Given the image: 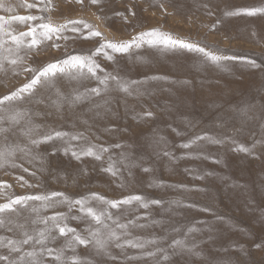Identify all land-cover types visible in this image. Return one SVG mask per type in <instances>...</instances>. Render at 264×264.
Instances as JSON below:
<instances>
[{
  "label": "rangeland",
  "instance_id": "374dc122",
  "mask_svg": "<svg viewBox=\"0 0 264 264\" xmlns=\"http://www.w3.org/2000/svg\"><path fill=\"white\" fill-rule=\"evenodd\" d=\"M23 3L24 0H0V5H3L0 16L7 19L34 15L43 17V20L5 24L6 31L13 35L26 32L38 23L50 21L59 25L68 20L82 19L100 31L102 36L85 39L88 29H83L81 25L82 32L73 33L72 25H68L62 33L63 37H68L67 40L57 39L56 36L52 40L38 37L42 42L36 47H21L18 54L23 61L16 65L7 60L3 62L0 97L15 91L32 78L33 74L25 71L28 67L39 68L66 54L90 55L105 40L128 41L137 33L151 29H159L175 39L198 44L206 51L235 59L213 62L198 51L146 42L124 53L106 49L113 59L108 60L103 54L94 57L100 65L97 75L101 79L105 75L118 76L122 83L128 84L127 92L111 79L107 82L110 92H105V86L90 75H77L75 79L70 75H58L54 87L47 84L37 86L32 95L24 94L22 100L6 102L3 105L5 111L0 115L6 117L20 111L24 117L18 124H12L7 119L0 123V127L8 129L0 133V151L13 153L7 157V162L0 165V182L10 185L0 187V204L17 196H48L51 199L29 200L26 204L16 205L15 211L0 213V219L5 221L0 226V256L8 257L7 260H0L1 264H73L72 257H77L79 264H167L169 257L162 248L175 247V240L165 239L162 241L164 244L153 241L149 251L141 252L137 260L132 246L121 239L114 243V239H108V228L96 224L79 210V205L70 207L68 201L82 198L87 201V206L111 213L113 221L107 217L104 219L110 229H115L117 223L132 224L134 216L123 215L119 208L130 209L133 203L145 212V222L157 213L151 210L149 215L148 211L154 207L151 201L188 204L184 212L187 218L205 220L207 222L203 223L209 226L207 229L212 227V236L215 233L216 238H227L226 243L232 251L229 256H222L224 259L235 264H264V12L229 15L239 9L264 8V0H100L98 4H92L90 0H83V3H77V0H51L50 3L49 0H27V3L37 4L32 9L22 6ZM0 39L5 41L4 49L11 48L15 53L16 46L9 35H0ZM30 39L25 37V43ZM53 43L60 47H53ZM3 55L9 53L3 52ZM10 58H15V55ZM211 85L215 87L214 91ZM97 87L101 89L99 95L88 91ZM58 90L63 93V99L58 96ZM77 93L85 98L79 103L69 104L68 100ZM201 100H204L203 108L198 104ZM148 112L152 115H146ZM56 132L67 135L55 137ZM48 135H52L53 139L43 140ZM74 135L81 138L73 140ZM142 136L146 141L141 139ZM197 137L204 138L197 140ZM32 140L41 142L33 144ZM185 144L190 146L185 148ZM241 145L248 151H241ZM89 146H94L93 150L100 159L84 155L77 159L72 155V151L79 153ZM123 147L131 148L139 165L148 164L152 169L144 168L134 177L128 174L121 176L123 171L129 172L120 163L128 152ZM154 165L157 166L154 168ZM110 166L112 172L106 170ZM216 173L221 174L223 183L220 180L210 184L208 178ZM234 182L236 185L232 189V197H229L222 187ZM52 193H63L64 196L52 197ZM93 193L116 201L141 196L143 203L149 204L145 208L141 202L133 201L111 208L93 199ZM163 196L164 199H160ZM240 203L242 210L239 209ZM56 213H63L65 219L48 220L46 224L41 222ZM170 217H164L166 225L175 218ZM56 222L61 226L66 223L92 245H80L71 233L61 236L53 226ZM97 229L101 234L99 237L106 243L104 248L95 251L97 245L90 233ZM41 231L47 238L43 243H37ZM25 233L33 239L28 244L17 243L16 247L20 250L13 251L7 241L21 242L26 238ZM126 234H122V238L137 240ZM117 244L123 245L122 248ZM112 248L116 251L111 252ZM47 249H53V254L49 255ZM28 252H35L36 256L29 257ZM153 252L157 254L148 255ZM57 253H62L59 261L54 259ZM177 262L185 264L181 258ZM205 263V259L194 262Z\"/></svg>",
  "mask_w": 264,
  "mask_h": 264
},
{
  "label": "snow or ice",
  "instance_id": "6c2138e0",
  "mask_svg": "<svg viewBox=\"0 0 264 264\" xmlns=\"http://www.w3.org/2000/svg\"><path fill=\"white\" fill-rule=\"evenodd\" d=\"M51 0H49V3ZM100 0H90V3L92 4H98ZM77 3H83V0H77ZM3 5H0L2 7ZM22 6L32 9L37 7L36 3H27V0H24V3ZM11 11V9H8ZM239 12H246L249 15H254L257 12H264V8H252V9H239L235 13H229V15H234V14H239ZM135 13H133L134 15ZM126 19V17H125ZM37 20H43V17H37L34 15H23V16H12L7 19L5 17L0 16V35L7 34L10 36L11 41L15 44V53H13V49L8 48L4 49V43L2 39H0V70H3L4 68V61H8L11 65H16L19 62L23 61V57L20 56L18 53L21 49V47H26L28 49H32L39 45L42 41L40 38H43L44 40H52L53 36H56L57 39H65L67 40L68 37H63L62 33L67 29L68 25H72L71 31L73 33H81L82 29H88L87 34L85 35V39H88L90 37H101L102 33L98 30H96L91 24L87 23L86 21L79 19V20H68L63 24L59 25H54L50 21L46 23H38L35 26H31L28 28L26 32H20L19 35H13L10 32H7L4 25L7 23H10L11 21H18L21 23L25 22H33ZM39 29V32L37 31ZM25 37H30L31 39L25 43ZM147 43L149 45H156V44H162L165 46H170V47H181L184 49L188 50H193V51H198L200 53H203L208 59H210L213 62H219L221 60H228V59H235V57H226V56H220L216 55L212 52L206 51L205 48L200 47L198 44L194 43H188L180 39H175L173 38L169 33H164L161 32L159 29H151L149 31L145 32H140L137 33L135 36H133L130 40L128 41H120V42H112L105 40L103 41L98 47L95 48L93 52H91L90 55L87 54H66L63 58H58L54 60L53 62L47 63L39 68H31L28 67L25 69V71H28L32 73V78L25 84H23L20 88L16 89L15 91L9 93L8 95H5L3 97H0V112L5 111L3 108V105L6 102H12L15 100H22L24 99V94L32 95L37 86H42L44 84H47L50 87L55 86V78L58 75H70L72 78H76V76H85V75H90L92 77H95L96 79L99 80L100 84L104 85L107 87V82L109 79L116 81L117 85L121 88V90L127 92L128 91V86L124 83H122L119 80V77L117 76H108L105 75L103 79H101L97 75V70L100 69V65L96 62L94 57L103 54L108 60L113 59L112 55H110L106 49H111L113 52H119V53H124L128 52L129 49L133 46L139 48L143 43ZM53 47L59 48L60 45L53 43ZM3 52H8L9 55H3ZM15 55V58H10L11 55ZM254 64V62H252ZM85 69L87 70L85 73ZM75 73V75H73ZM135 83V82H133ZM91 94L93 95H99L101 92V89L99 87L97 88H92L88 90ZM58 96L63 99V93H60L58 90ZM84 95L77 93L72 96L70 100H68L69 104H74V103H79L84 99ZM146 115L151 116L152 113L148 112ZM24 117V113L20 111H16L8 116L0 115V123H2L5 119L10 121L12 124H18L20 120H22ZM8 131L7 128L0 127V133ZM55 137H62L64 135H67L66 133H61V132H56ZM80 135H74L72 136L73 140H78L80 139ZM204 137H197L196 139H203ZM53 139L52 135H48L43 137V140H51ZM33 144H39L41 141L40 140H32L31 141ZM118 146V145H117ZM189 144H185L184 147L187 148L189 147ZM94 146H89L87 148L81 149L79 153L76 151H72V155L75 156L77 159L80 158V156H95L96 159H100L101 157L93 150ZM66 150H71V149H66ZM241 151L247 152L248 149L243 147L242 145L240 146ZM102 151H107V149H102ZM13 153L8 152L5 153L3 151H0V165L2 163L7 162V157L11 156ZM109 172H112V167L110 166L108 169H106ZM25 171H27L25 169ZM115 175V172H113ZM21 179H23L21 177ZM0 187H10V185H6L4 182H0ZM52 197L55 196H64L63 193H52ZM92 198L102 201L105 204L110 205L111 208H119L121 205H126L130 204L133 201H139L142 203V206L147 208L148 203H143V198L141 196H130L126 197L123 200L116 201V200H106L104 197L99 196L98 194L93 193ZM51 197L48 196H17L14 199H9L7 203L0 204V213H3L5 211H15V206L16 205H22L26 204L27 201L29 200H44L48 201L50 200ZM65 201H68L67 197H64ZM70 207L73 205H79L80 208L79 210L81 212H84L87 216L91 217L92 220L99 225H102L104 228H108V239H116L119 240L120 237L117 236V233L114 229H110L109 225L104 223L105 217L108 219H111V213L108 212L107 210L104 211H97L93 207L87 206V201L85 199H79L75 201H68ZM150 203L158 204L159 201H151ZM47 206V205H46ZM35 211V209H33ZM65 219V216L63 213H56L52 217H46L42 219V223H47L48 220L52 221H63ZM131 223V222H130ZM5 224V221L3 219H0V226H3ZM54 228L58 229L59 234L61 236H66L69 233L73 234V238L76 242H78L80 245H87L90 243V241L85 238L81 237L80 235L76 234V230L69 227L66 223L61 226V223L56 222L54 225ZM117 227L121 229H125L128 227L127 224H118ZM191 231V230H190ZM39 239L37 240V243H43V241L47 238L45 236L44 231H41L39 234ZM90 235L95 239V243L98 248H104L106 240L101 239L99 237V229H97L95 232H91ZM26 238L21 241L17 242L14 240L9 239L7 241V245L11 246L13 251L19 252V248L16 247L17 243H23V244H28L29 241L33 239L32 236L27 235L25 233ZM2 239V238H0ZM126 244L136 247V248H143L144 245L140 243H134L132 240H126ZM175 245L179 246H184V241H174L173 242ZM70 246V245H69ZM117 247H122L123 245L117 244ZM47 252L49 255H52L54 250L53 249H47ZM198 254V253H197ZM148 255H152V253H148ZM27 256L29 257H35L36 253L35 252H28ZM62 253H57L54 256V259L59 261L61 260ZM7 256H0V260H7ZM23 259V257H21ZM73 261V264H79V260L77 257H72L71 258ZM36 264H42V262H36Z\"/></svg>",
  "mask_w": 264,
  "mask_h": 264
},
{
  "label": "bare ground",
  "instance_id": "6f19581e",
  "mask_svg": "<svg viewBox=\"0 0 264 264\" xmlns=\"http://www.w3.org/2000/svg\"><path fill=\"white\" fill-rule=\"evenodd\" d=\"M259 17V16H257ZM244 18V17H243ZM252 19V18H251ZM262 19V18H261ZM239 21V20H238ZM256 22V21H255ZM263 22V21H261ZM260 23V22H259ZM242 24V23H241ZM245 24V23H244ZM250 24V23H249ZM238 25V24H237ZM252 25V24H251ZM239 27H240V24H239ZM263 28V26L261 27ZM264 30V29H263ZM243 31V30H242ZM244 32V31H243ZM133 56V55H132ZM135 56V55H134ZM207 61V60H206ZM220 62V61H219ZM210 63V62H209ZM245 63V62H244ZM213 64V63H212ZM217 64V63H216ZM246 64V63H245ZM223 65V64H222ZM217 66V65H216ZM220 67V66H219ZM122 68V67H121ZM224 68V67H223ZM228 67H226L227 69ZM231 68V67H230ZM233 68V67H232ZM231 68V69H232ZM146 69V68H145ZM148 69V68H147ZM152 69V68H151ZM234 69V68H233ZM122 71V70H121ZM138 71V70H137ZM169 71V70H168ZM146 72V71H145ZM138 73V72H137ZM136 73V74H137ZM154 73V71H153ZM161 73V72H160ZM247 74V73H246ZM151 75V74H150ZM159 75V74H158ZM154 76V75H153ZM192 76V75H191ZM237 76V75H236ZM118 77V76H117ZM121 77V76H120ZM242 77V76H241ZM248 78V77H247ZM256 78V77H254ZM124 79V78H123ZM129 79V78H128ZM140 79V78H139ZM242 79V78H241ZM245 79V78H244ZM125 80V79H124ZM135 80V79H134ZM152 80V79H150ZM160 80V79H159ZM163 80V79H161ZM231 80V79H230ZM238 80V79H236ZM236 80H233V81H236ZM121 81V79H120ZM240 81V80H239ZM245 81V80H244ZM243 81V82H244ZM256 81V80H255ZM116 82V81H115ZM123 82V81H122ZM153 82V81H152ZM151 82V83H152ZM129 83V82H128ZM203 83H206L203 81ZM237 83V82H236ZM240 83V82H239ZM130 84V83H129ZM139 84V83H138ZM214 84V83H213ZM245 84V82H244ZM128 85V84H127ZM230 85V83H229ZM104 86V85H103ZM173 86V85H172ZM137 87V86H135ZM212 91H214V88L212 85ZM241 87V86H240ZM103 88V87H102ZM137 89V88H136ZM86 90V88H85ZM105 92H110L107 87H105ZM199 90V89H198ZM241 90V89H240ZM211 91V92H212ZM225 91V90H224ZM238 91V90H237ZM245 91V90H244ZM229 92V91H228ZM238 93V92H236ZM141 94V93H140ZM146 93H144L145 95ZM219 94V93H218ZM230 94H234V93H230ZM239 94V93H238ZM215 96V95H213ZM93 97V96H92ZM97 97V96H96ZM116 97V96H115ZM138 97V96H137ZM140 97V96H139ZM205 97H206V94H205ZM216 97V96H215ZM218 97V96H217ZM216 97V98H217ZM221 97V96H220ZM232 98V97H231ZM230 98V99H231ZM125 99V98H124ZM140 99V98H139ZM179 99V98H178ZM236 99V97H235ZM181 100V99H180ZM126 101V99H125ZM217 101V100H216ZM227 101V100H226ZM232 101V100H231ZM229 101V102H231ZM110 102V101H109ZM114 102H117V101H114ZM181 102V101H180ZM215 102V101H214ZM218 102V101H217ZM90 103V102H89ZM204 103V100H201V102H198L200 108L202 107ZM223 103V102H222ZM221 103V104H222ZM226 103V102H225ZM228 103V102H227ZM109 103H107L106 105L108 106ZM131 104V102H130ZM124 105V104H123ZM230 105V104H228ZM83 106V105H81ZM103 106V105H102ZM226 106V104H225ZM224 106V107H225ZM232 106V105H231ZM110 107V106H109ZM120 107V106H119ZM205 107V106H204ZM246 107V106H244ZM203 108V107H202ZM232 108V107H231ZM98 109V108H97ZM113 109V107H112ZM214 109V108H213ZM104 110L107 111V109L105 108ZM228 110V109H226ZM231 110V109H230ZM229 111V110H228ZM112 112V111H110ZM165 112V111H164ZM230 112V111H229ZM220 114V113H219ZM109 115V114H108ZM113 115V114H112ZM217 115V114H216ZM195 116V115H194ZM231 116V114H230ZM198 117V116H197ZM219 117V116H218ZM232 117H233V114H232ZM101 118V117H100ZM200 118V117H199ZM210 118V117H209ZM221 118V117H219ZM87 119V118H86ZM102 119V118H101ZM213 119V118H212ZM234 119V118H233ZM89 120V119H88ZM216 120V119H215ZM222 120V119H220ZM232 120V118H231ZM230 120V121H231ZM224 121V120H223ZM253 121V120H252ZM198 122V121H197ZM232 122V121H231ZM224 123V122H223ZM234 123V122H233ZM226 124V122H225ZM104 125V124H103ZM254 125V124H253ZM165 126V125H164ZM198 126V124H197ZM248 126V125H246ZM245 126V127H246ZM253 127V126H252ZM240 128V127H239ZM188 129V128H187ZM263 133V132H262ZM142 135V134H141ZM245 135V134H244ZM261 136V135H260ZM93 137V136H92ZM143 137V136H142ZM145 137L141 138V139H144ZM224 138V137H223ZM234 138V137H233ZM93 139V138H92ZM140 139V138H139ZM149 139V138H148ZM232 139V137H231ZM88 140V139H87ZM90 140V139H89ZM131 141L133 140L130 139ZM145 140V139H144ZM146 141V140H145ZM134 142V141H133ZM136 142V140H135ZM154 142V141H153ZM152 142V143H153ZM144 143V142H143ZM236 143V142H235ZM234 143V144H235ZM229 144V143H228ZM153 145V144H152ZM150 146V145H149ZM154 146V145H153ZM156 146V145H155ZM119 147V146H118ZM244 147V146H243ZM115 148V147H114ZM125 149V151L127 150V157L123 158V162H120V163H123L122 165L124 167H126L125 169H128V173H126L125 171L122 172L121 176H127L130 175L131 176H137L139 175L140 173V170H144V168L147 170H151L152 169V166L148 165L147 162V166H142V165H139V163L135 160V156L134 154L132 153L131 151V148L129 147H123ZM146 148V146H145ZM153 148V147H152ZM233 148V147H232ZM148 149V148H147ZM150 149V148H149ZM151 150V149H150ZM157 150V149H156ZM122 151V150H121ZM149 152V151H148ZM152 152V151H151ZM212 152V151H211ZM262 152V151H261ZM227 153V151H226ZM151 154V153H150ZM229 154V153H228ZM234 154V153H233ZM246 154V153H245ZM248 154V153H247ZM123 156V155H122ZM170 156V155H169ZM232 155H230L231 157ZM152 157V156H151ZM238 158V157H237ZM68 159V158H67ZM234 159V157H233ZM240 159V158H238ZM74 160V159H73ZM138 160V159H137ZM147 160V159H146ZM162 160V159H161ZM213 160V159H212ZM122 161V160H121ZM223 161V160H222ZM249 161V160H248ZM161 162V161H160ZM165 162V161H164ZM218 162V161H217ZM246 162V161H245ZM138 163V164H137ZM154 163V161L152 162ZM151 163V164H152ZM231 163V162H230ZM236 163V161H235ZM234 163V164H235ZM240 163V162H239ZM250 163V161H249ZM83 164L85 165V160L83 162ZM218 164V163H216ZM251 164V163H250ZM249 164V165H250ZM83 165V166H84ZM172 165V164H171ZM227 165V164H226ZM229 165V164H228ZM252 165V164H251ZM70 166V165H69ZM157 166V165H156ZM154 165V168L156 167ZM209 166V164H208ZM217 166V165H216ZM236 166V165H235ZM241 166V165H240ZM211 167V166H210ZM251 167V166H250ZM238 168V167H237ZM261 168V167H260ZM247 169V168H246ZM124 170V169H123ZM158 172H159V169H157ZM262 170V169H261ZM146 171V170H145ZM144 171V172H145ZM164 172V171H163ZM214 172V171H213ZM232 173H235V172H232ZM251 173V172H250ZM151 174V173H150ZM155 176H156V173H154ZM153 174V175H154ZM159 174V173H158ZM163 174V173H161ZM166 174V173H165ZM248 174V173H247ZM144 175V174H142ZM145 177H147L146 175H144ZM162 176H164L165 178V175L163 174ZM169 176V175H168ZM159 177V176H157ZM229 177V176H228ZM144 178V177H143ZM163 178V179H164ZM172 177L170 176V179ZM240 178V177H239ZM257 178V177H256ZM264 178V177H263ZM129 179V178H128ZM141 179V178H140ZM175 179V178H174ZM125 180V179H124ZM134 180V179H133ZM139 180V179H138ZM143 180V179H142ZM156 180V179H155ZM177 180V179H176ZM209 180V183H217L218 181H222L223 180V177L221 176L220 173H216L215 175H213L212 177L208 178ZM122 181V180H121ZM153 181V180H152ZM157 181V180H156ZM145 183V182H144ZM223 183V181H222ZM226 183V182H225ZM224 183V184H225ZM131 184V181L129 183V185ZM158 184V182H157ZM125 185V184H124ZM146 185V183H145ZM236 185V182L232 183V185H224L222 188V191L224 192V194H226L227 196L229 197H232V189L233 187H235ZM243 185V184H242ZM134 186V185H133ZM220 187V185H219ZM238 187L240 188V186L238 185ZM245 187V186H244ZM124 188V187H123ZM148 188V187H147ZM211 188V186H210ZM221 188V187H220ZM125 189V188H124ZM127 189V188H126ZM137 189V188H136ZM175 190V188H173ZM163 190V189H162ZM237 192V191H236ZM245 192V190H244ZM246 193V192H245ZM156 194V193H155ZM159 194V193H158ZM241 194V193H240ZM239 194V195H240ZM166 195V194H165ZM164 195V196H165ZM243 194H241L242 196ZM164 196L163 197H160V199H164ZM218 196V195H217ZM216 196V197H217ZM238 196V195H237ZM236 196V197H237ZM247 196V195H246ZM249 196V195H248ZM166 197V196H165ZM208 198V197H207ZM219 198V197H218ZM241 198V197H240ZM249 198V197H248ZM221 199V198H220ZM231 199V198H230ZM236 199V198H235ZM263 199V198H262ZM261 199V200H262ZM227 200V199H226ZM223 201V199H222ZM252 201V200H251ZM167 202V201H165ZM192 202V201H191ZM225 202V201H224ZM228 202V201H227ZM233 202V201H232ZM239 202V201H238ZM254 202V201H253ZM236 204H238L237 202H234ZM252 203V202H251ZM149 204V202H148ZM232 204V203H231ZM231 204H229L228 208L231 206ZM133 207H131L130 209L128 207L126 208H119V210L121 211V213L123 215H133L134 216V219H133V222L132 224L128 225L127 228L125 229H121L119 227H115V231L117 233V235L119 237H121V241L122 242H125L127 240V238H122V234H126V229H127V237H130V236H133L134 238H137V240L135 239V242L134 243H140V244H143L144 247L143 248H136V247H133V253L138 256L139 254H141V252H147L149 251V246L151 245L150 243H152L153 241H155L156 243L158 244H164L162 243L163 240L165 239H168V240H179V241H184V246H179V245H175V247H172V248H162V251L163 253L167 254L168 257H169V260L167 262V264H178L177 260L178 259H184L185 260V264H194V262L196 260H199V259H205L206 260V263L205 264H235L232 260L229 261V260H226L224 259L222 256H229V254L231 253L232 249L231 247L226 243V239L223 237L221 238H216V236H213L210 234V230L212 229V227L210 229H207L209 226L206 224V223H203V222H207L205 220H199V218L197 219H194V218H187L186 215H184V212L187 210V206L185 205H188V204H185V205H180V202L179 204H175V203H171V202H168L166 204H151L153 205L154 207L151 208L148 213L150 215V212L152 214V211L151 210H155V212H157L153 217L150 218L149 221L145 222L146 220L143 218L145 212L140 210L139 207L137 204H131ZM158 205H163L162 207H159L156 209L155 206H158ZM228 205V204H227ZM235 205V204H234ZM241 207V203L239 204ZM233 206V204H232ZM238 206V205H237ZM254 206V205H253ZM259 206V205H258ZM263 206V205H262ZM191 207V206H190ZM24 208V207H22ZM233 208V207H232ZM243 206L239 209L242 210ZM245 208V207H244ZM142 209V208H141ZM194 209V207H193ZM157 210V211H156ZM198 212V211H197ZM203 214V213H202ZM255 214V213H254ZM175 216V218L173 219V221L169 224V225H166L165 221L163 220L164 217H168V218H171L170 216ZM200 215V213H199ZM241 215V213H240ZM257 215V214H256ZM255 215V216H256ZM242 216V215H241ZM129 217V216H128ZM243 217V216H242ZM247 217V216H246ZM261 217V216H260ZM114 220V218H111L110 220ZM262 219V218H261ZM112 220V221H113ZM216 221V220H215ZM92 223V221H91ZM90 223V224H91ZM114 223V222H113ZM119 224V223H117ZM221 224V223H220ZM258 224V223H257ZM262 225V224H261ZM12 226V225H11ZM264 226V225H263ZM235 227V226H234ZM257 227V226H256ZM221 228V227H220ZM264 228V227H263ZM93 229V228H92ZM191 230V231H190ZM215 230V229H214ZM213 230V231H214ZM259 230V229H258ZM264 230V229H263ZM260 231V230H259ZM216 232V230H215ZM218 232V231H217ZM229 232V231H228ZM103 233V232H102ZM220 234V232H218ZM89 234V233H88ZM101 235V234H100ZM99 235V236H100ZM225 235V234H224ZM103 238V237H102ZM150 238L152 240H150ZM91 239V238H90ZM133 239V238H132ZM119 240H116L114 239V243H117ZM229 241V240H228ZM109 242V241H108ZM113 242V241H112ZM174 242V241H173ZM230 242V241H229ZM113 244V243H112ZM89 245H92L89 244ZM96 245V244H95ZM94 245V246H95ZM86 246V245H85ZM261 246V244H260ZM116 247V246H115ZM160 247V246H159ZM158 247V248H159ZM89 248V247H88ZM87 248V249H88ZM122 248V247H121ZM262 248V247H261ZM95 251L96 249H98V247H94ZM90 250V249H89ZM106 250V249H105ZM114 250L116 251V249L112 248L111 249V252H114ZM118 250V249H117ZM91 251V250H90ZM108 251V250H107ZM120 251V250H119ZM122 251V250H121ZM157 251V250H156ZM100 252V251H99ZM93 253V252H92ZM103 253V252H102ZM108 253V252H107ZM198 253V254H197ZM97 254V253H96ZM152 254H157L156 252H153ZM91 255V254H89ZM104 255V253H103ZM98 256V255H97ZM117 256H118V253H117ZM102 256L100 255V258ZM82 258V257H81ZM97 258V257H96ZM161 258V257H160ZM139 256L137 258V260H139ZM83 260V259H81ZM97 260V259H96ZM116 260V258H115ZM151 259H149L150 261ZM133 261V259H132ZM153 261V260H152ZM157 261V260H156ZM84 262V260H83ZM144 262V261H143ZM204 262V261H203ZM1 264V262H0Z\"/></svg>",
  "mask_w": 264,
  "mask_h": 264
}]
</instances>
